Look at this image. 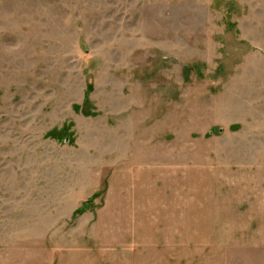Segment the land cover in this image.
<instances>
[{"label": "rangeland", "instance_id": "obj_1", "mask_svg": "<svg viewBox=\"0 0 264 264\" xmlns=\"http://www.w3.org/2000/svg\"><path fill=\"white\" fill-rule=\"evenodd\" d=\"M0 264H264V0H0Z\"/></svg>", "mask_w": 264, "mask_h": 264}, {"label": "crops", "instance_id": "obj_2", "mask_svg": "<svg viewBox=\"0 0 264 264\" xmlns=\"http://www.w3.org/2000/svg\"><path fill=\"white\" fill-rule=\"evenodd\" d=\"M232 127H233V128H234V127L236 128L235 125H232ZM235 128H234V130H235ZM222 130H223V129H222ZM185 214H186V216H188V215L190 214V210H188L187 213H184V212H183V213H182V217L185 216ZM183 218H184V217H183Z\"/></svg>", "mask_w": 264, "mask_h": 264}, {"label": "trees", "instance_id": "obj_3", "mask_svg": "<svg viewBox=\"0 0 264 264\" xmlns=\"http://www.w3.org/2000/svg\"><path fill=\"white\" fill-rule=\"evenodd\" d=\"M90 86H92V84H90ZM80 212H82V211H80Z\"/></svg>", "mask_w": 264, "mask_h": 264}]
</instances>
